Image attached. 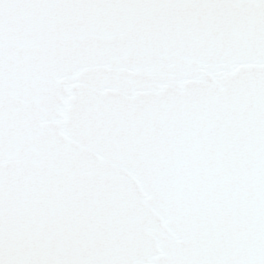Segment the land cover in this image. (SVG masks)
Segmentation results:
<instances>
[{"label":"snow or ice","instance_id":"snow-or-ice-1","mask_svg":"<svg viewBox=\"0 0 264 264\" xmlns=\"http://www.w3.org/2000/svg\"><path fill=\"white\" fill-rule=\"evenodd\" d=\"M0 264H264V0H0Z\"/></svg>","mask_w":264,"mask_h":264}]
</instances>
